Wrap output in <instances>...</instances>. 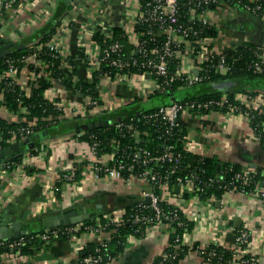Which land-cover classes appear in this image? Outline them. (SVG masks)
I'll return each instance as SVG.
<instances>
[{"label": "crops", "instance_id": "crops-1", "mask_svg": "<svg viewBox=\"0 0 264 264\" xmlns=\"http://www.w3.org/2000/svg\"><path fill=\"white\" fill-rule=\"evenodd\" d=\"M3 1L0 0V40L8 39L12 43L9 53L17 49L28 52L40 43L50 42L63 49L64 58L52 60L50 64L30 58L13 75L26 95L38 90L62 114L52 115L57 120L49 126L46 137L33 138V152L24 154L12 168L0 169V236L17 233L13 229L15 224H20L25 234L45 229L44 219L71 209H76L78 215L94 216V220L86 217L79 222L91 219L97 223L100 216L106 218L136 203L141 189L146 187L143 179L109 178L93 171H80V178L69 183L60 181V176L75 163L81 164L84 159L91 162L89 141L80 138L84 130L77 131L75 125L95 120L113 121V118L119 121L124 115L174 101L157 94L155 83L145 76L120 79L96 73L99 68L94 57L95 31L113 34L119 29L124 35L133 32L139 0H18L4 11ZM249 1L262 2L264 7V0ZM258 13L230 5L229 0H219L209 11L211 25L217 31L214 37L207 38L210 50L217 53L244 44L264 43V8ZM186 51L185 47L178 49L176 60L185 72L193 74L201 60ZM55 72L70 86L57 80ZM94 78L100 100L96 106L76 86L90 83ZM203 84L206 85L196 94L186 97L197 98L213 91L222 94L229 89L234 99L264 108L263 77ZM152 97H159L160 103L144 107V102ZM25 118L5 107L0 97V119L16 123ZM179 120L186 153L213 158L220 164L234 163L264 170V147L244 115L184 112ZM14 143L21 149L26 147L22 141ZM107 158V153L100 157ZM163 198L179 207L193 222L192 229L183 236V243L186 246L197 243L195 250H189L175 264H212L200 254L199 248L210 244L228 248L235 230L242 227L249 232L248 254L254 264H264V200L261 198L235 191L222 193L216 199L202 195L183 197L176 188L174 195L164 191ZM169 235L165 226H154L140 237L130 236L123 252L108 264H155L169 246ZM97 239V234L80 230L56 238L30 254L6 255L3 260L4 264H74L83 249Z\"/></svg>", "mask_w": 264, "mask_h": 264}, {"label": "built area", "instance_id": "built-area-1", "mask_svg": "<svg viewBox=\"0 0 264 264\" xmlns=\"http://www.w3.org/2000/svg\"><path fill=\"white\" fill-rule=\"evenodd\" d=\"M17 2L18 0H4L1 3V9L3 11L9 9ZM218 3L219 0H139L136 26L140 29H135L124 35L132 47L131 53L128 55L124 53L123 44L115 39L112 33H103L104 42L95 43L96 54L94 57L98 68L103 63L110 69L107 71L108 73L113 72L111 76L120 79H127L138 74L145 76L155 83L158 92H163L174 84L188 88L202 83L208 79L211 72L226 74L232 71L237 58H228L226 51L213 52L207 44V38L199 36L203 29L212 27L209 19V11L212 9L210 6ZM182 5H186L189 20L192 22L187 26L175 23ZM263 8L260 4H256L253 8L246 7L247 10L256 14ZM182 47L187 48V54H193L194 57L201 60L193 74L185 72L178 61L175 63L176 52ZM43 48L50 51L55 58H64L61 47L50 42L40 43L22 55L7 56L4 61L6 68L0 76V80L7 79L6 85L13 87L16 84L13 75L27 64L30 58L38 59V54ZM172 65L173 69H171ZM241 69L264 77V43L256 44L251 51V59L245 61ZM106 75L108 74L106 73ZM97 104V101L91 100V105L96 106ZM20 112L25 115L27 108L21 107ZM184 112L190 114L220 112L229 115H244L251 123L257 137L259 139L264 137V108L248 106L241 100L231 99L227 93L214 97L175 100L145 113L143 117L147 122L157 118L161 123V128L156 129L159 133L157 137L160 141L167 142L161 150H151L139 146L130 147L121 144L118 139L112 138L108 141L110 150L103 151L105 139L99 133H91L88 140L91 162L84 159L81 164L75 163L61 174L60 181L75 183L78 170L93 171L96 175L117 179L123 178V172H128L127 178L143 179L146 187L141 189L139 199L131 207L125 208L117 214L106 216L104 225L100 221L93 225L76 222L70 226L45 228L39 234L41 239L48 244L56 238L70 236L80 230L95 233L98 235V241L94 243L96 244V254L83 258L78 257L74 264H100L102 261V256L99 253L100 247L105 246L111 232L126 221L144 226L145 231L154 226H165L169 233L174 232L177 226L183 224L178 215V211L182 212L179 207L174 206L175 208L170 212L163 209L161 203L164 201V191L174 195L175 188L179 187L181 195L198 197L212 189L207 198L216 199L217 193L213 190L216 189L221 194L229 191L250 193L264 200V170L258 172L249 166L235 168L234 163H227L223 171L209 175L204 167L203 157L195 156V158L185 160L180 152L175 151L176 146L173 141L178 139L177 135L182 130L179 119ZM256 116H258V121L253 122V118ZM27 122L26 126L17 130L22 139L33 134L32 119ZM113 126L119 133L132 129L131 123H124L120 120ZM150 135L151 133L148 131L135 130L131 132V136L136 139L137 143ZM103 153L108 155L106 160L100 159ZM136 166H138L137 170ZM146 199H149V202ZM108 226L113 229L106 230L105 228ZM102 234L104 236H101ZM24 235L19 238L2 240L1 244L14 252L22 244ZM176 240L178 241V239ZM248 244V230L243 227L235 230L233 242L228 247L232 249L234 257V261L230 264H254V259L247 251ZM177 247L175 245V250ZM208 247L209 245L199 248V251L202 256L204 253L207 254L205 259L209 262L216 256V252L213 249L208 250ZM169 255L164 252L162 257L167 258Z\"/></svg>", "mask_w": 264, "mask_h": 264}, {"label": "trees", "instance_id": "trees-1", "mask_svg": "<svg viewBox=\"0 0 264 264\" xmlns=\"http://www.w3.org/2000/svg\"><path fill=\"white\" fill-rule=\"evenodd\" d=\"M256 4H260L263 6L262 2H253L249 0H234V5L238 7L239 9L246 10L252 13V11L247 10L246 7L253 8ZM215 5H211L210 7H214ZM260 12V11H259ZM255 14V13H254ZM260 14V13H258ZM176 24L187 26L189 23H192L189 20V13L186 5H182L180 8V11L178 12L177 19L175 21ZM136 29H140L138 26H136ZM216 29L214 27H208L203 29L202 33H200L201 38H210L214 37L216 35ZM101 32L99 30L95 31L93 37L96 40L97 43H103L104 39ZM113 37L117 40H119L123 44L124 53L126 55L131 53V45L127 42L126 37L124 36V33L119 30L115 29L113 33ZM256 44H244L241 45L235 49L227 50L226 56L228 58L236 57L237 60L235 62V65L232 69V71L226 73V74H218L211 72L208 75V79L202 83L207 82H213V83H224V82H233L236 81L239 77H246V78H255V77H263L258 75H253L245 70L241 69L242 64L251 59V51L255 48ZM24 53H27L26 50H13L8 55L0 58V76L3 73V71L6 68L5 65V59L7 56H19ZM38 59L48 62H52V60H60V57H54L50 51H48L46 48H43L40 53L38 54ZM175 63H177V60H175ZM175 67V65H174ZM173 69V65L171 67ZM98 72H101L103 74L113 75V72L111 71L108 73L110 69L106 67L103 63L101 64V67L98 69ZM55 77L57 80L62 82L63 84L70 86V83L64 79L63 76L55 72ZM264 78V77H263ZM7 79L0 80V97H1V103L7 107L9 110L18 113V115L22 117H26L25 119H21L20 121L16 123H9L3 119H0V150L4 149L5 147H8L12 144L14 141H22L21 136L18 134L17 130L20 127H24L28 124V120L32 119L33 125L32 130L33 134L30 136H33L36 133L39 134H45V132H48L49 126L54 123L55 120L53 119L52 115L60 116L62 112L56 107V105L52 104L48 100H46L42 94L38 90L32 91L29 95L24 94L23 90L17 85L14 84L13 87H8L6 85ZM96 79L94 78L92 82L90 83H77L76 86L83 91L84 93L88 94L91 98V100H95L97 102H100L99 100V91L97 90L96 86ZM180 88L179 84H174L169 89L163 91V92H156L159 95H165L167 98H172V100H179L175 97L174 93L178 91ZM228 96L233 99L232 93L229 92V89L226 90ZM169 93V94H168ZM220 92L213 91L210 94L203 95L201 97H214L219 96ZM184 99H187L184 98ZM183 100V99H180ZM21 107L27 108V113L20 112ZM159 107V106H158ZM154 109H150L144 112L136 113V111L130 115H124L121 117L120 121L124 123H131L132 129L130 131H123L121 133L116 132L114 129L113 124L117 122L114 118L113 121L107 126H103L101 128L95 129L93 131H82V135L80 138L88 139L89 140V134L91 133H99L101 136L105 139V143L103 144V151H108L110 148L108 147V141H110L112 138L118 139L121 144L134 147H144L147 149H163V147L167 144L166 141H160L158 139V131L156 129L161 128V123L159 119H154L151 122H147L143 115L145 113H148L150 111H153ZM106 120V119H105ZM96 121V120H95ZM258 121V116L253 118V122ZM56 122V121H55ZM138 130V131H144L151 133L150 136L142 139L139 143L136 142V139L131 136V132ZM178 139L175 142V151L180 152L185 160H189L192 158H195V156L190 155L189 153H186L183 150V138H184V131L181 130L178 135ZM103 140V139H102ZM104 142V140H103ZM260 142L262 143V146L264 147V137L260 138ZM33 152V150H31ZM30 151V152H31ZM21 158H16L10 162L6 163H0V169L3 168H12L16 163L20 161ZM204 167L206 168V171L209 175H214L219 173L220 171H223L225 169V165L227 163H218L213 158H204ZM235 168L240 167L238 164H234ZM136 170L138 169V166L135 167ZM140 170V169H139ZM162 170V169H161ZM258 172L261 171V169H256ZM163 171V170H162ZM160 171V172H162ZM129 175L128 172H123L122 176L123 178H127ZM80 178V170L76 172L75 180ZM209 189L203 197H207L210 194ZM215 190L217 193V197L221 195V192ZM159 192V191H158ZM160 193V192H159ZM183 197H187V195L183 194ZM133 205V204H132ZM163 209L166 212H170L175 207L167 203L166 200L162 201L161 203ZM131 207L127 206V209ZM178 215L180 218V221L183 223L181 226H177L175 231L170 233L169 237V246L165 249V253L170 254L169 257L163 258L160 256L156 261L155 264H175L179 258L184 256L189 250H195L197 248V243H194L192 246H186L183 241V235L189 232L193 227V222L190 221L188 218H186L181 211H178ZM85 225H93L95 224V221H92L91 219H85L83 221ZM100 223L105 224L106 218L103 216H100ZM106 230H111L113 227L108 226L105 228ZM43 229H39L37 231H32L30 233H27L23 236V242L22 244L12 253L10 252V249H6L4 245L1 244L0 241V264H4L3 258L6 255H27L32 253L35 249H39L40 247L46 245V243L41 239L39 234L41 233ZM145 227L138 224H133L130 221H126L123 225L120 227H117L113 232H111L110 238L106 240V245L100 247V255L102 256V261L100 264H108L112 259L116 258L120 253L123 252L124 248L126 247L127 240L130 236L140 237L145 233ZM178 239V241L176 240ZM49 244V243H48ZM175 245H177V249L175 250ZM98 246V245H97ZM90 247V250L88 248ZM96 244H90L86 248L83 249V251L80 253L79 258L86 257L88 255H94ZM215 250L216 256L209 261L212 264H230V262L234 261L233 252L232 249L226 248L223 246H220L218 244H210L208 247V250ZM11 253V254H10ZM84 253V254H83ZM174 254V255H173ZM246 256V255H245ZM203 257H207V254H203Z\"/></svg>", "mask_w": 264, "mask_h": 264}, {"label": "water", "instance_id": "water-1", "mask_svg": "<svg viewBox=\"0 0 264 264\" xmlns=\"http://www.w3.org/2000/svg\"><path fill=\"white\" fill-rule=\"evenodd\" d=\"M229 2H230V5H234L233 0H229ZM0 45H2V49L0 50V58H2L10 52L9 48L12 47V43L8 39H2L0 40ZM224 83H227V82H224ZM232 89L233 88H230V90ZM110 123H111V120H96V121L88 122L86 124L75 125V129L77 131L80 129L87 130V131H93L103 126H107ZM46 135H47V132H45V134L36 133L33 136L24 138L22 140V144L25 145L26 147L23 149H21L18 143H14L0 150V163H6L16 158H22L24 154L29 153L35 147L33 138L38 139L40 137H46ZM178 190H179V187H176V191ZM146 201L149 202V199H146ZM86 217H90L92 220H94V216L93 215L91 216L89 213H85L84 215H78L76 209H71L70 211H66L61 214L55 215L53 217L44 219V227L47 229H50V228H55V227L70 226L76 222L82 221ZM13 229L15 231L18 230V232L11 234V235L9 234V235L0 236V240L19 238L21 235L25 234V231L20 230V224L19 225L15 224ZM88 250H90V247L88 248ZM10 252H13V251H10Z\"/></svg>", "mask_w": 264, "mask_h": 264}, {"label": "rangeland", "instance_id": "rangeland-1", "mask_svg": "<svg viewBox=\"0 0 264 264\" xmlns=\"http://www.w3.org/2000/svg\"><path fill=\"white\" fill-rule=\"evenodd\" d=\"M206 84L203 83H199L196 84L193 87H188V88H184L181 90H178L174 93L176 98H182V97H186V96H193L194 94H196L198 92V90L200 89V87H204ZM160 98L159 97H152L151 99H149L146 103L144 102L143 106L144 107H150V106H154L160 103Z\"/></svg>", "mask_w": 264, "mask_h": 264}]
</instances>
